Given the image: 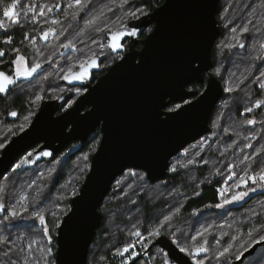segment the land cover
<instances>
[{
  "label": "trees",
  "instance_id": "1",
  "mask_svg": "<svg viewBox=\"0 0 264 264\" xmlns=\"http://www.w3.org/2000/svg\"><path fill=\"white\" fill-rule=\"evenodd\" d=\"M59 1L63 2V7L59 13H55V4ZM164 1L80 0L77 3V0H0V21H10L9 17L3 15L4 9L14 3L16 5L12 9L16 17L12 21L13 26L0 27V51L6 57V60L0 59V65L11 66L16 53L28 57L32 63L36 52L30 42L34 38L38 39L43 53L39 58L45 55L48 59L52 58L60 52V47L69 43L71 48L81 50L83 56H90L97 52L99 43L106 39L108 32L117 30L132 18L152 11ZM50 5L54 8L50 9ZM42 8L46 10L42 11ZM217 18L222 31L213 47V60L217 72L220 69L222 73L216 72L221 76L225 88L221 99L227 100L226 109L221 110L222 115H225L222 126L217 129L218 136L210 140L206 149L195 158L197 165L176 172L172 166L176 156L172 158L169 174L162 180L152 182L144 170L133 168L127 169H132L130 175H120L100 206L103 221L90 247L88 264H103L113 260L117 249L132 244L136 231L146 236L147 243L150 240L155 242L160 236H167L188 253L204 247L206 251L200 255L203 264H231L255 243L264 240L261 239L264 237V181H259L257 175L264 168V104L251 112L247 111L257 100H264V89L259 88V83H264V0H221ZM244 28L248 32H244ZM52 29L56 31L55 37L49 43H42V33ZM8 40L11 42L6 43ZM16 89L15 86L0 96V136H10L9 140L23 130L18 128L7 131L8 126L20 119L19 115L16 120L9 118L10 113L19 110L24 114L30 109L27 95ZM252 90L255 92L251 93ZM176 106L171 103L168 109ZM229 109L234 111V114H230L232 117L225 111ZM228 117L243 124L241 128L226 129ZM248 119L255 123H247ZM92 136L101 138L100 129L93 132L84 147L76 153L67 151L68 147L52 161L42 162L57 161V168L61 170H53L51 176L33 185L27 192L29 201L26 200L25 206L17 198L18 187L30 184L32 174L29 172H34L37 166L26 171L17 167L12 173L10 170L1 176L0 183L6 186L4 201L7 202L9 196L13 195V202H19L17 207L10 204L13 212L22 214L18 211L19 207L32 210L35 203H45L44 200L55 191L64 195L60 188L67 186V170L72 169L75 158L82 151L91 148ZM224 145L228 147L224 148ZM86 174L84 170L81 178ZM231 175L234 177L226 182ZM254 175H257L256 182L251 179ZM6 176H9V180H6ZM238 180L246 181L247 186L235 182ZM224 185L230 188L223 196ZM157 188L163 195L159 200H152V193ZM241 193L247 195L237 199ZM70 200L71 197L66 202L70 203ZM53 201L57 202L51 199V204ZM174 207L175 212L171 213ZM42 212H45V208ZM46 215L43 216L47 222L42 226L41 220L20 219L11 229L8 226L1 229L0 264L39 262L36 253L39 248L43 250L45 247L36 245L28 249L25 239L17 236L18 241H15V235L19 234L18 229L24 225L28 229L38 225L37 229L46 241L44 231L50 226ZM157 231L158 235L148 239ZM145 251L146 254L138 256L135 264L166 263V254L161 246L150 245ZM51 258L54 260L55 255ZM239 264H264V245Z\"/></svg>",
  "mask_w": 264,
  "mask_h": 264
},
{
  "label": "water",
  "instance_id": "2",
  "mask_svg": "<svg viewBox=\"0 0 264 264\" xmlns=\"http://www.w3.org/2000/svg\"><path fill=\"white\" fill-rule=\"evenodd\" d=\"M220 2L165 0L152 11L130 19L121 29L108 34L109 48L114 52L121 51L123 42L131 39L123 57L95 84H91L92 72L100 69L99 57L68 74L64 80L67 85H81L88 90L61 113L58 111L65 108L69 95L42 100L31 123L2 148L0 177L36 146L39 147L27 156V162L20 164L22 171L52 161L73 141H78L71 149L76 153L91 133L101 130L91 167L58 228L56 264H88L90 247L103 221L100 206L128 168L144 170L152 182L162 180L169 174L171 159L211 131L214 110L225 94L220 75L211 73L205 90L197 98L175 111L167 108L195 96L197 92L188 86L203 83L205 72L214 67L213 47L222 31L217 18ZM61 9L59 4L55 13ZM152 25L154 28L141 40L142 48H137L138 38ZM47 33L55 35L56 31ZM42 39L47 40L44 36ZM42 69L40 65L31 76L16 77L0 67V72L15 79L0 95L18 82L32 79ZM9 118L15 116L10 114ZM3 206L0 216L6 211ZM155 244L167 251L166 261L174 264H198L192 257L204 253L197 249L191 254L181 251L164 235ZM263 245L264 240L255 243L231 264L241 263ZM136 262L137 259L128 263L109 260L104 264Z\"/></svg>",
  "mask_w": 264,
  "mask_h": 264
},
{
  "label": "rangeland",
  "instance_id": "3",
  "mask_svg": "<svg viewBox=\"0 0 264 264\" xmlns=\"http://www.w3.org/2000/svg\"><path fill=\"white\" fill-rule=\"evenodd\" d=\"M56 7V6H55ZM54 8L53 5H50V9ZM46 9L42 8V11H44ZM16 20L15 18H12V20L8 21V20H1L0 24L3 25V27L5 26H13L12 21ZM150 30V28L147 30V32ZM103 41L99 43V47L96 53H104L106 52L107 49V44L108 42L106 41V39H102ZM35 43V44H34ZM34 43H32L31 45L34 48V51L36 52V54L32 57L33 62L30 64V66L32 67L33 65L37 64V63H46L48 57H46V55L43 58H39L40 55H42V51H41V46H39V44H36L35 40ZM264 43V42H263ZM64 46V45H63ZM60 47L61 49L63 48ZM105 46V48H104ZM60 49V50H61ZM70 55V54H69ZM21 56V55H20ZM23 57V56H22ZM72 56H68L67 60H69ZM57 62V61H56ZM27 61L26 59H24L23 61H21L19 63V68L22 69L25 65H26ZM69 63V64H68ZM59 64V63H58ZM67 66L71 67V65L73 64L72 61H67ZM16 66H18L16 64ZM55 66V65H54ZM53 66V68H50L49 71L45 74H43L42 76H40V79H38L36 81V83H23L19 86H17L16 91H18L19 93H24L27 95V98L29 100V107L30 109L28 111H26L24 114L20 113L18 114L20 119H18L17 121H15V124L8 126L7 127V131H13L16 130L18 128H20V130L24 129L32 120L33 116L35 115V113L38 110V107L40 105V102L43 99L46 98H55L57 95L61 94L65 89L62 88L61 90H57L56 86L51 87L48 82H45V78L47 76H54L56 74L55 72V67ZM215 69L214 67L212 68L211 73L212 74H222L221 70ZM47 83V84H45ZM261 85H264V83H259V88L264 89V87H261ZM226 91H228V89H226ZM255 92L254 90L251 91ZM74 93L77 94V91H74ZM226 103L227 100L226 99H221L219 101V104L217 106L216 109L217 112L214 113L212 122H211V131L209 133L211 134H206L205 136L201 137L198 139V141L196 140L195 142L189 144L181 153L180 155L173 160L172 162V166L173 169L176 170V172L184 170L187 166H193V165H197L198 163L195 161L196 157H199V155L203 152L204 149H206V145L209 143L210 140L214 139V137L218 136V132L217 129L220 127V125L223 122V115H225V113L222 115L221 110L226 109ZM264 104V100L260 99L257 100L255 103H253L252 107H249L248 109H254L255 107L262 106ZM221 109H219V108ZM223 108V109H222ZM215 111V110H214ZM227 111V114L229 117L230 114H234L233 109H229V110H225ZM250 111V112H251ZM254 111V110H253ZM34 113V114H33ZM33 115V116H32ZM228 117V120H226V124H225V128L226 129H240L241 128V123H236L234 121H232L230 118ZM219 120V121H218ZM249 120V119H248ZM247 120V123H248ZM252 120V119H251ZM258 132L260 131L259 129L257 130ZM21 132V131H20ZM240 132V130H239ZM238 132V133H239ZM10 135V134H9ZM3 136H0V150H2V148L5 146L4 144H6V142L9 140V137H5L2 138ZM98 136H92L91 138V148L86 149L85 151H82V153H80L76 158H75V162L72 164V169L70 168V170H67V182H65L67 184L66 188H63L61 186L60 191H64V195L62 194H58L56 191L52 194H50L45 200V203H35L34 204V209L32 210H28L23 209L24 207H19L18 211L19 213L22 214H17L15 217H13V220L11 221L10 224H13V226H15V224L17 223V221H19L20 219H27L29 221H32L33 219H37L38 222L40 221V219L37 217L36 213L39 212L41 215L47 214V220L48 223H50V226H48V228L46 229V231H44L45 236H46V241L44 239V237H42V232H40L37 229L36 225L35 227H31L30 229L26 228L27 226H22L18 229L19 234L15 235V241H18L16 238L17 236L23 237L25 239V246L29 249L32 246H36L38 245L43 246L45 248H39V250L37 251V256L39 258V262H41V264H56V258L53 260V258H51L52 255H55L56 253V236H57V232H58V228L61 224V221L64 217L65 214H67L71 208V200L70 203L66 202V199H68L69 197H72L76 194H78V192L80 191V188L82 186L83 181L85 180L86 175H82L81 178V174L83 173V171H89L90 167H91V160H92V153L97 150L99 143H100V139L101 138H97ZM4 145V146H3ZM228 146L224 145V148H226ZM1 153V152H0ZM184 156V157H183ZM181 157V158H180ZM26 158V155L22 156L17 163H15L14 167L11 169V173L17 168V165L20 164V162L22 160H24ZM182 161H181V160ZM188 159V160H187ZM185 161V162H184ZM60 167V166H58ZM61 168V167H60ZM57 168V161H54L53 163H40L39 165H37L36 170L34 172H29L32 175L30 177H32L31 179L29 178V185H22V187H18V191L19 194H17V198L18 200H21L22 204L25 206L27 205V201H29V197H28V191L29 189L32 188V186L36 185L38 183L39 180L41 179H45L46 177L51 176L53 170H56ZM64 169V168H63ZM234 168H231V170ZM61 170V169H58ZM132 169L127 170L126 172L123 173L130 175L131 174ZM135 171V170H133ZM10 173V174H11ZM9 176H6V180L8 179ZM234 176H230L226 182L230 181ZM12 178V177H10ZM117 181V180H116ZM115 181V182H116ZM120 181V179H119ZM243 180H238L235 182H240L242 183ZM27 183V182H26ZM245 186H247V182L244 183ZM16 186H19V184H17ZM40 189V187H38ZM230 187L228 185H224L223 189H222V195L224 196L226 193H228L227 189H229ZM6 186L3 183H0V203H4L5 206H10L12 208V205H16L13 207H17V204L19 202H13V195H10L8 198V201L5 202L4 200V195L6 192ZM9 193H12L10 191H8ZM13 194V193H12ZM152 194H154L153 198H151L152 200H159L163 193L159 192V189L157 188L155 190V192H153ZM58 197V198H57ZM51 199H55L57 200V202L53 201L52 204L50 202ZM48 204H51V206H49ZM50 207V209L47 211V209ZM9 208V207H8ZM43 208H45V212L43 211ZM178 208V207H176ZM16 211V210H15ZM175 212V207L173 208V210H171V213ZM159 212H155V214H158ZM160 215V213H159ZM7 225L5 224L4 218H1V222H0V231L2 228L6 227ZM29 227V226H28ZM16 233V232H15ZM155 233V232H154ZM152 234L149 236L148 239H152V237H155V234ZM147 235V234H146ZM134 236V235H133ZM23 241V240H22ZM148 247L151 245V247H154L155 242L153 241H148L147 243ZM47 245V246H46ZM128 245V244H126ZM123 245L120 249H117L115 251V254L113 255L114 257L116 256H120L123 254H119L118 250H120L122 252L123 248L126 246ZM51 250L50 252L48 250ZM32 257H36V256H32ZM134 259H138V257L133 258ZM131 260V261H132ZM210 260V259H209ZM236 261V260H235ZM39 262L37 261L36 264H39ZM106 262V261H105ZM93 264V263H92ZM104 264V263H103Z\"/></svg>",
  "mask_w": 264,
  "mask_h": 264
},
{
  "label": "flooded vegetation",
  "instance_id": "4",
  "mask_svg": "<svg viewBox=\"0 0 264 264\" xmlns=\"http://www.w3.org/2000/svg\"><path fill=\"white\" fill-rule=\"evenodd\" d=\"M59 4H62V7H63V2H61V1H59L58 3H56L55 4V6H56V8H57V6L59 5ZM56 8H55V10H56ZM13 11V10H12ZM55 12V11H54ZM138 17H140V16H138ZM135 18H137V17H135ZM10 20H12V18H10ZM56 20V19H55ZM127 24V23H126ZM125 24V25H126ZM125 25H123V26H125ZM122 26V27H123ZM122 27H120V28H118L117 30H119V29H121ZM150 28V30L147 32V34L154 28V25H152L151 27H149ZM148 28V29H149ZM148 29H146V30H144V32H143V34L138 38V41H137V48H139V49H141L142 48V44H141V40L142 39H144L145 37H146V35L144 36V34L146 33V31L148 30ZM53 30V29H52ZM117 30H114V31H111V32H108L107 34H106V41L108 42V44H107V49H106V52H104V53H93L92 55H90V56H83L82 55V53H81V50H79V49H76V48H69V49H66V47H63L61 50H60V52L56 55V56H54V57H52V58H49L48 60H47V62L46 63H38L39 65H41V66H43V69H42V71L40 72V73H38L37 75H35L32 79H30V80H22V81H20V82H18L17 84H15L14 86H13V88L16 86H19V85H21V84H23V83H36V81L40 78V76H42L43 74H45V73H47L48 71H49V69L50 68H53V66L55 67V72H56V74L54 75V76H47L44 80H45V82H48V84L50 85V86H56V88H57V90H61L62 88H64L65 90L61 93V94H59V95H57L55 98H58V97H61V96H63V95H65V94H67V95H69L70 96V99H69V101L67 102V104H66V106H65V108L64 109H61V110H59L58 111V113H61L62 111H64V110H66V109H68V108H70L74 103H75V101L82 95V94H84L87 90H88V88H86V87H83V86H81V85H77V86H69V85H67L66 83H65V78H66V76L68 75V74H70V73H72V72H75V71H77V70H79L82 66H84L85 64H87V62L91 59V58H93V57H99V58H101V63H100V69L99 70H97V71H94V72H92V81H91V84H95L97 81H98V79L102 76V75H104L106 72H107V70L109 69V67L110 66H112L115 62H117L119 59H121L122 57H123V55H124V53L128 50V45L131 43V39H127V40H125L124 42H123V45H122V48L120 49L121 51H119V52H114L113 50H111L110 48H109V38H108V34H110V33H112V32H115V31H117ZM49 31H51V30H48V31H46V32H49ZM45 33V32H44ZM44 33H42V35L40 36V40H41V42L42 43H49V41L52 39V38H54L55 37V35H53V34H50L48 37H47V40L46 41H44L43 39H42V36H43V34ZM34 40H35V42H36V44H38L39 43V41H38V39L37 38H34L31 42H30V44H32V43H34ZM35 44V43H34ZM104 48H105V46H104ZM65 51H69V52H67V53H64ZM72 56L69 60H67V57L68 56H70V55ZM23 56L25 59H26V61H27V63H26V65L21 69V70H23V69H25V68H32L31 66H30V62H29V59H28V57H26V56H24V55H22V54H20V53H16L14 56H13V59L11 60V63H12V65L10 66L9 64H7L5 67H3V66H1L0 65V67L3 69V70H5L6 72H8L9 74H13V76H15V73H16V69H17V66H16V63H14L16 60H17V58L19 57V56ZM9 56V55H8ZM10 56H11V53H10ZM0 59H4V60H6V57L5 56H0ZM55 61H57V62H55ZM67 61H72L73 62V64L71 65V67H68L67 66ZM59 63V64H58ZM215 63V62H214ZM69 64V63H68ZM214 68H215V65H214ZM212 71V70H211ZM211 71H207V72H205V74H204V82L203 83H200V82H195V83H192V84H190L189 86H188V89L189 90H193V91H196L197 92V94L195 95V96H193V97H191V98H189V99H186L185 101H182V102H178V103H175L177 106L175 107V108H173V109H177L178 107H180V106H182L183 104H185V103H188V102H190L191 100H193V99H195V98H197L199 95H200V93H202L204 90H205V88H206V86H207V82H208V78L210 77V74H211ZM222 79V78H221ZM62 87V88H61ZM74 91H77V94L76 93H74ZM0 96H3V95H0ZM55 98H46V99H55ZM43 100H45V99H43ZM219 104V103H218ZM218 106V105H217ZM216 106V107H217ZM169 107V106H168ZM39 108V107H38ZM168 109V108H167ZM168 110H170V109H168ZM38 111V110H37ZM13 112H15L16 113V115H15V118L13 119V120H16V118H17V115L20 113L19 112V110H13ZM12 113V112H11ZM10 113V114H11ZM213 116H214V113H213ZM213 116H212V119H213ZM34 117V116H33ZM212 119H211V122H212ZM32 120H33V118H32ZM31 120V121H32ZM31 123V122H30ZM29 123V124H30ZM28 124V125H29ZM27 125V126H28ZM26 126V127H27ZM25 127V128H26ZM24 128V129H25ZM100 129V128H99ZM99 129H97V130H99ZM101 131V130H100ZM18 134V133H17ZM16 135V134H15ZM91 135H93V133H91L90 135H89V137L85 140V142H84V144H83V146H82V148L84 147V145L87 143V141L89 140V138L91 137ZM14 136V135H13ZM12 138V137H11ZM101 140V139H100ZM78 143V141H73V142H71L69 145H67V147L66 148H68V150L67 151H70L71 152V149H72V147H74L76 144ZM39 146H36V147H34V148H32L31 150H29L28 152H26L24 155H26V158H27V156L30 154V153H32L33 151H35L37 148H38ZM66 148L63 150V151H65L66 150ZM82 148H80V149H82ZM62 151V152H63ZM61 152V153H62ZM60 154V153H59ZM24 155H22V156H24ZM93 155H94V153H93ZM21 156V157H22ZM57 156V155H56ZM55 156V157H56ZM20 157V158H21ZM54 157V158H55ZM93 157V156H92ZM19 158V159H20ZM25 158V159H26ZM18 159V160H19ZM24 159V160H25ZM18 160L16 161V163L18 162ZM53 160V159H52ZM23 161V160H22ZM44 162H46V161H44ZM40 163H42V162H40ZM39 163V164H40ZM20 164H21V162H20ZM39 164H37V165H39ZM3 205H4V203H3ZM6 205V204H5ZM9 207V208H8ZM12 213H13V209L10 207V206H6V211H5V213L2 215V216H0V222H1V218H4V221H5V224L8 226V228L9 229H11L12 227H13V224H10L11 223V221L13 220V217H15V216H13L12 215ZM47 221L46 220H44V222H42V224H41V226L42 225H44L43 223H46ZM16 225V224H15ZM150 247V246H149ZM163 252L167 255V251L166 250H164L163 249ZM56 258V257H55ZM192 259L194 260H196L197 262L199 261V262H204V260L201 258V256H199V257H192ZM165 264H174V262H167L166 261V263ZM204 264H206V263H204Z\"/></svg>",
  "mask_w": 264,
  "mask_h": 264
},
{
  "label": "snow or ice",
  "instance_id": "5",
  "mask_svg": "<svg viewBox=\"0 0 264 264\" xmlns=\"http://www.w3.org/2000/svg\"><path fill=\"white\" fill-rule=\"evenodd\" d=\"M79 2H80V0H77V3H79ZM15 7H16V5H15V3H14V4H12L11 7H9V8H5V9H4V12H3V15H4L5 17L15 18V14H14V12L12 11V9H14ZM41 14H42V13H41ZM0 27H3V25L0 24ZM243 31H244V32H248V29H247V28H244ZM132 35H135V33L133 32ZM43 36H44L45 39H47L48 33L45 32V33L43 34ZM10 42H11L10 40L6 41V43H10ZM70 46H71L70 43L64 45V47H66V48H67V47H70ZM240 46L243 47V44H241ZM113 47H116V45H113ZM16 51L19 52L18 49H17ZM2 55H4V53H3V51H0V56H2ZM24 59H25L24 57L19 56V57L17 58V60L14 62V63H16V64L18 65V66H17V69H16V73H15L16 77H21V76H23V77H28V76H31L32 73L35 72L36 69L40 67V65L37 63V64H35V65L32 66L31 70H29L28 68H25V69L21 70V69L19 68V63H20L21 61H23ZM92 63L95 64V61H92ZM83 75H84V73L81 74V76H83ZM66 78H67V77H66ZM76 78H81V77H76ZM14 83H15V79H14L13 77L8 76V75H5V73H3V72H0V92H5V91H7V86L10 85V84H14ZM261 87H264V85H261ZM257 106L259 107V105H257ZM170 111H175V109H170ZM247 111H251V109H248ZM11 115L15 116L16 113L13 112V113H11ZM248 123H249V124H252V123H255V121H254V120H248ZM45 155H49V154H48V153H45ZM245 159H247V157H246ZM26 162H27V160L25 159V160L21 161V164L26 163ZM20 166H21L20 164L17 165V167H20ZM257 175H258L259 181H264V168H262V169L260 170V172H259ZM257 175H254V176L251 177V179L253 180V182H256V180H257ZM242 183H246V181H242ZM244 195H247V193H241L240 196L237 197V199L242 198ZM3 207H4L3 204H0V210H2ZM12 215L15 216L16 213L13 212ZM36 215H37V217L41 220V222H44L45 217H44L43 215H41L39 212H37ZM154 234H155V235H158L159 232L157 231V232L154 233ZM134 235H136V236H140L141 233H140L139 231H136V232L134 233ZM261 239H264V237H261ZM205 243H206V242H205ZM134 247H135L134 245H126V246L123 248L122 252H121L120 250H118V252H119V254H123L124 252H127V253H129V255H131L132 253H131V251H130V248H134ZM48 251L50 252L51 250L49 249ZM181 251H185V250H184V249H181ZM197 251H198V252H199V251H206V249H205L204 247H200V248L197 249ZM189 254H191V253H189ZM5 255H7V253H5ZM198 264H200L199 261H198Z\"/></svg>",
  "mask_w": 264,
  "mask_h": 264
},
{
  "label": "built area",
  "instance_id": "6",
  "mask_svg": "<svg viewBox=\"0 0 264 264\" xmlns=\"http://www.w3.org/2000/svg\"><path fill=\"white\" fill-rule=\"evenodd\" d=\"M131 245H134V248H130L131 255L129 253L124 252L123 255L116 256L113 261L119 262V263H128L133 258L138 256H143L146 254V247H147V239L144 234H141L140 236H136L132 242Z\"/></svg>",
  "mask_w": 264,
  "mask_h": 264
},
{
  "label": "bare ground",
  "instance_id": "7",
  "mask_svg": "<svg viewBox=\"0 0 264 264\" xmlns=\"http://www.w3.org/2000/svg\"><path fill=\"white\" fill-rule=\"evenodd\" d=\"M232 20H233V19H232ZM104 21H105V20H104ZM240 23H241V22H240ZM240 23H239V24H240ZM55 62H56V61H55ZM218 121H219V120H218ZM221 126H222V125H221ZM220 129H221V128H220ZM183 157H184V156H183ZM180 158H181V157H180ZM180 160H181V159H180ZM187 160H188V159H187ZM181 161H182V160H181ZM184 162H185V161H184ZM187 167H188V166H187ZM192 171H193V169H192ZM183 172H184V171H183ZM180 173H181V172H180ZM189 176H190V175H189ZM192 178H193V177H192ZM192 178H191V179H192ZM191 181H193V180H191ZM168 193H169V192H168ZM98 232H99V231H98ZM199 238H200V237H199ZM103 242H104V241H103ZM114 242H115V241H114ZM155 259H156V258H155Z\"/></svg>",
  "mask_w": 264,
  "mask_h": 264
}]
</instances>
